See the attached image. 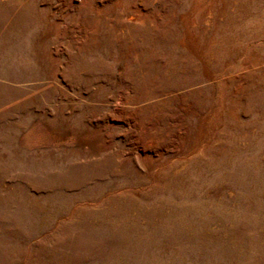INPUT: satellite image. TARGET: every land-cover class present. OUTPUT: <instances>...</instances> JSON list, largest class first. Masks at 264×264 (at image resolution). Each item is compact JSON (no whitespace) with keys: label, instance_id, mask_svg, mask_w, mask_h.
<instances>
[{"label":"rangeland","instance_id":"374dc122","mask_svg":"<svg viewBox=\"0 0 264 264\" xmlns=\"http://www.w3.org/2000/svg\"><path fill=\"white\" fill-rule=\"evenodd\" d=\"M0 264H264V0H0Z\"/></svg>","mask_w":264,"mask_h":264}]
</instances>
